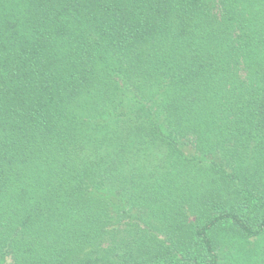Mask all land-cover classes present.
<instances>
[{"label":"trees","instance_id":"obj_1","mask_svg":"<svg viewBox=\"0 0 264 264\" xmlns=\"http://www.w3.org/2000/svg\"><path fill=\"white\" fill-rule=\"evenodd\" d=\"M0 264H264V0H0Z\"/></svg>","mask_w":264,"mask_h":264}]
</instances>
